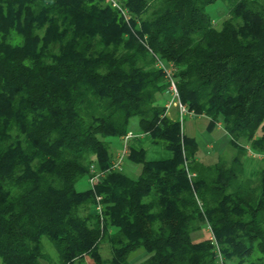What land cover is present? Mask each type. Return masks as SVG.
I'll return each mask as SVG.
<instances>
[{
    "label": "trees",
    "instance_id": "trees-1",
    "mask_svg": "<svg viewBox=\"0 0 264 264\" xmlns=\"http://www.w3.org/2000/svg\"><path fill=\"white\" fill-rule=\"evenodd\" d=\"M119 3L127 18L109 0H0V264H219L208 227L225 264H264V165L244 175L249 152L264 163V0ZM156 57L207 129L222 125L230 158H196L159 103ZM133 118L172 154L128 148L135 179L106 171V138ZM92 163L104 176L78 190Z\"/></svg>",
    "mask_w": 264,
    "mask_h": 264
},
{
    "label": "rangeland",
    "instance_id": "rangeland-1",
    "mask_svg": "<svg viewBox=\"0 0 264 264\" xmlns=\"http://www.w3.org/2000/svg\"><path fill=\"white\" fill-rule=\"evenodd\" d=\"M207 11L215 17L214 23L217 26H219V23L221 22V20L226 16L225 12L223 11V5H220V4L218 5L217 3L208 6ZM166 100H168L167 96H166V98L161 99L159 101V103H163ZM171 109L172 108H170V110ZM173 109L175 110V115H174V118H175V116H177V112H176L175 108H173ZM206 118L207 117L204 115H196V116H192V117H190L188 115L184 116L182 131L185 134H187L188 129H190L192 131L193 136L195 137V139L198 143V155H201L200 156L201 158L200 157L198 158V156L196 158H198V160H200L206 164H212V163L216 162L220 156L227 158V159L230 158L231 155L233 154V148L231 147V145L229 143V136L226 133H224L225 131H220V130L215 129V128L212 131L207 130L206 129V120L207 119ZM137 122H138L137 118H133L130 122V129H134L135 125L137 126V124H138ZM106 140L111 143V151H113V149L118 146L117 145L118 138L107 137ZM159 145H161V144H159ZM209 145H211V148H208ZM120 146L118 148L117 153H119L122 150V145H120ZM162 150L165 153L167 152L166 149H162ZM117 153H115V155ZM164 154L153 156V154L149 153L148 159L149 158L150 159H161V158H163ZM248 155L252 156L255 161L258 160V158L260 157L259 154H254L252 152H249ZM245 159H246V157H245ZM244 162H245V160H244ZM123 163H124V168L122 171L126 175H128L129 177L135 179L140 172V166L131 164L130 162H128L126 160V158L123 159ZM262 165H264V163H261L260 166H262ZM244 175H245V171H244ZM87 186H88V181H87V178H85V177L81 178L76 184V187L78 190L85 189ZM204 234H207V232L204 231ZM43 244H44L45 252H47L53 260H56L57 259V252L55 251L53 246L49 243V241L47 240L46 237H43ZM101 254L103 257L110 256V247L108 244L102 243ZM146 255L147 254L143 251H137V252L130 255L129 261L131 263H135V262L139 261L140 259L144 258ZM255 255H258V253Z\"/></svg>",
    "mask_w": 264,
    "mask_h": 264
},
{
    "label": "built area",
    "instance_id": "built-area-1",
    "mask_svg": "<svg viewBox=\"0 0 264 264\" xmlns=\"http://www.w3.org/2000/svg\"><path fill=\"white\" fill-rule=\"evenodd\" d=\"M111 4L118 8L121 13L127 18V12L120 6L119 0H109ZM155 66L162 71L164 74L165 80L167 82V88L165 91V95L168 97L166 100L164 107H165V114L168 115L170 108H175L177 112V119L181 125L183 126L184 116L188 115L190 117L196 116L197 114L190 110L185 104H183L179 97V91L177 88V80L175 78V67L172 63L165 62L164 60L156 57ZM135 135L132 131H128L122 137V150L117 153L113 159L110 161V165L106 171H122L124 167L123 159L126 158L128 152V143L131 138ZM261 156V155H260ZM105 170H100L95 163L90 164L89 166V176L87 178L88 185L93 189L94 185L101 181L102 177L104 176ZM96 211L101 215L102 213V206L99 202V197H97V203L95 205ZM209 231V239L216 247V254L217 260L219 264H225L224 259L219 252V248L217 246L216 240L214 235L211 233L210 228H207Z\"/></svg>",
    "mask_w": 264,
    "mask_h": 264
},
{
    "label": "crops",
    "instance_id": "crops-1",
    "mask_svg": "<svg viewBox=\"0 0 264 264\" xmlns=\"http://www.w3.org/2000/svg\"><path fill=\"white\" fill-rule=\"evenodd\" d=\"M163 98H166V96H164ZM165 102L166 101H164L163 104H165ZM174 115H175V110L172 108L169 111L168 116L174 117ZM206 119H207L206 120V129H207V125H208L209 119L208 118H206ZM215 129H218L220 131H224L220 124H218L215 127ZM130 131H132L135 136L129 140L128 148H133L135 150H143L145 152V156H146L147 160H162V159H168V158L171 157L172 154H171L170 151L167 150V152L165 153L162 150L164 148L161 145H159L157 143H154L153 139L150 136H148L147 134L140 133L138 124H137V126L135 125L134 129H130ZM224 133H226V132H224ZM186 135L194 137L193 133H192V131L190 129H188ZM117 145L118 146L113 149V153H114L113 156H115V153H117L119 146L122 145V138H118ZM208 148H211V145H209ZM149 153L153 154V156L154 155L164 154V153L165 154L163 155V158H161V159H150V158L148 159V154ZM197 156H198V158L201 156V155H198V151H197L196 157ZM127 161L130 162L129 160H127ZM130 163L134 164V165H137V164L132 163V162H130ZM261 163H262V156H260L258 158V160L255 161L252 156L248 155L246 157V159H245V162H244V171H245L246 177L251 178V179H255L256 176H257L258 169L261 167L260 166Z\"/></svg>",
    "mask_w": 264,
    "mask_h": 264
}]
</instances>
